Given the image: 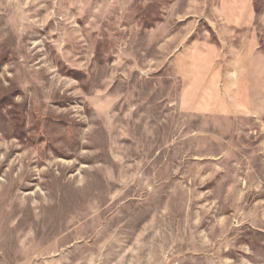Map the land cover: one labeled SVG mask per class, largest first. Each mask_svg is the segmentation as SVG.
Here are the masks:
<instances>
[{
    "label": "rangeland",
    "instance_id": "rangeland-1",
    "mask_svg": "<svg viewBox=\"0 0 264 264\" xmlns=\"http://www.w3.org/2000/svg\"><path fill=\"white\" fill-rule=\"evenodd\" d=\"M0 264H264V0H0Z\"/></svg>",
    "mask_w": 264,
    "mask_h": 264
}]
</instances>
